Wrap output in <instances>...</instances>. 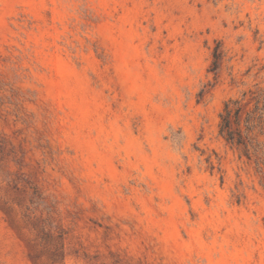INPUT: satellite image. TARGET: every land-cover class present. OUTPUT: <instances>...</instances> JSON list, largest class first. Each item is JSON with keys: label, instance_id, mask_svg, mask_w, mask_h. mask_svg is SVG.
<instances>
[{"label": "rangeland", "instance_id": "1", "mask_svg": "<svg viewBox=\"0 0 264 264\" xmlns=\"http://www.w3.org/2000/svg\"><path fill=\"white\" fill-rule=\"evenodd\" d=\"M258 89L264 0H0V264H264Z\"/></svg>", "mask_w": 264, "mask_h": 264}, {"label": "trees", "instance_id": "2", "mask_svg": "<svg viewBox=\"0 0 264 264\" xmlns=\"http://www.w3.org/2000/svg\"><path fill=\"white\" fill-rule=\"evenodd\" d=\"M210 71H217L221 52L217 43L212 52ZM242 92L239 98L227 100L219 114V135L246 157L264 164V89ZM263 140H260L259 137Z\"/></svg>", "mask_w": 264, "mask_h": 264}]
</instances>
